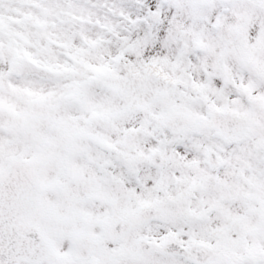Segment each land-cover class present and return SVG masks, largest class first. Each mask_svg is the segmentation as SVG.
Here are the masks:
<instances>
[{"label": "snow or ice", "instance_id": "obj_1", "mask_svg": "<svg viewBox=\"0 0 264 264\" xmlns=\"http://www.w3.org/2000/svg\"><path fill=\"white\" fill-rule=\"evenodd\" d=\"M0 264H264V0H0Z\"/></svg>", "mask_w": 264, "mask_h": 264}]
</instances>
